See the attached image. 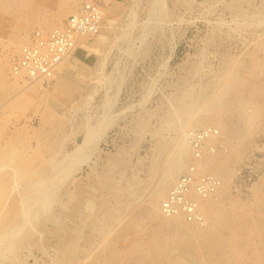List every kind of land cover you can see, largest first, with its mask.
<instances>
[{
  "label": "bare ground",
  "instance_id": "1",
  "mask_svg": "<svg viewBox=\"0 0 264 264\" xmlns=\"http://www.w3.org/2000/svg\"><path fill=\"white\" fill-rule=\"evenodd\" d=\"M82 1L0 0V41L5 43V52H0V103L4 109L0 117V264H29L28 258L36 249L50 257L49 264H264V175L252 186L251 200L231 190L237 168L252 150L262 148L253 142L264 136V31L251 36L254 49L242 50L245 56L224 57L227 61H221L226 66L222 74L209 83H200L196 90L187 89L186 97L183 93L187 102L172 94L175 105L163 118L164 125L173 128L175 134L167 144L161 131L155 133V157L149 167L151 184L140 183V192L136 188L139 184L124 183L129 180L125 179L128 165L123 152L110 156L101 171L90 166L91 178L82 183L76 172L92 159L109 123L86 126L83 141L66 153L65 145L59 146L60 140L53 136L59 133L63 118L44 84L66 74L74 50L76 53L88 39L100 36L108 14L105 0L103 4L100 0ZM90 2L98 5L102 15L98 31L92 33L84 26L85 31H73L72 45L65 55L59 61L50 57L47 71L35 70L30 75L31 64L23 65L24 48L36 45L33 49L45 54L36 40L42 38L46 47L52 30L66 29L70 16L62 22L69 14L85 15L84 4ZM150 2V9L162 5V0ZM260 15L261 11L251 14L250 21ZM34 29L37 32L31 35ZM15 54L22 55L14 61ZM16 110L22 116L38 114L41 127L33 132L11 129L9 119ZM202 125L207 126L190 133ZM31 137L38 142L36 147ZM62 148L66 154L61 164L56 158L63 153ZM189 163L193 169L180 176ZM187 175L191 179L186 180L189 184L184 198L196 203L199 218L189 219L182 208L168 214L162 207L171 190ZM204 176H209L212 189L199 192L196 186ZM53 201L61 206L62 221L50 213ZM55 219V228L45 227L47 221ZM45 238L54 241L47 246Z\"/></svg>",
  "mask_w": 264,
  "mask_h": 264
},
{
  "label": "rangeland",
  "instance_id": "2",
  "mask_svg": "<svg viewBox=\"0 0 264 264\" xmlns=\"http://www.w3.org/2000/svg\"><path fill=\"white\" fill-rule=\"evenodd\" d=\"M150 1L152 0H144L145 3L143 0H139L140 3L138 0H108V4L104 2L108 13L105 19L107 24H103L102 29L99 31L100 36L91 37L88 42L86 41L78 49L80 50L79 54L82 52L87 57L86 60L90 63V67L79 66L74 56L71 60L72 64L69 66L70 69L66 74H59L53 82H44L45 86L49 87V93L52 92L50 96L54 104L57 103V112L63 118L59 133L53 135L57 141L60 140L57 143L59 146L65 145V150L62 148V152L63 150L65 152L67 150L66 153L74 151L76 145L84 139L86 126L95 125L99 122L109 123V128L106 129L105 136L97 144L92 159L83 164L79 169L80 171L76 172V178L80 179L82 183L88 182V178H91L92 174L89 175L92 171L91 167L95 169L96 166L97 170L101 171L107 165L110 156L123 152L126 155L125 159L128 165L125 179L129 180H123L124 183L126 185L127 182L129 185L132 183L131 185H135V187L139 184L140 188H136L140 192L142 191L140 183L151 184L149 167L155 157L154 149L157 140L155 133L161 131L167 144L174 138L175 134L173 128L164 125L165 114L168 113L166 111H170L173 104L175 105V102L171 100L172 94L173 97H186L188 90L189 92L196 90L200 83L202 85L211 82V79L225 71L226 66L223 63H226L227 58L224 57H243L245 52H242L244 50L254 49L252 45L253 37L251 36L261 33L262 30L264 31V20L262 19L264 0H245L246 2H243V0H235L236 2L234 0H162V5L154 6V9L153 7L150 9ZM232 1V5L236 3L234 7L231 5ZM241 1L247 5L239 3ZM82 2L84 3V0ZM100 3L103 4L102 0H100ZM135 4H138V6ZM228 6L231 8L228 9ZM244 8H247L249 12ZM251 11L254 12L251 13ZM260 11L261 15L250 21V15ZM130 12L135 15L132 16ZM244 14H247V17ZM69 16L71 14L65 17L62 23H65ZM218 19L223 26L219 25L220 23L218 24ZM248 20L252 24L258 20L257 23L259 24L255 25L254 23V27L249 24ZM109 21H111V25ZM260 22L262 29L260 28ZM129 24H133V26ZM246 26L252 29L249 30ZM256 27H259L260 30L257 28L254 31ZM235 28H239L237 32H235ZM35 29L32 30L31 35L32 33L36 34ZM218 33L220 34L218 35ZM121 35L123 37L120 38ZM32 39L34 43V38ZM96 40L98 42H95ZM249 41L250 44L246 43ZM4 47L5 43L0 41V52H5ZM72 54L75 55V50ZM21 55L15 54L12 60L15 61ZM192 63H194V66H191ZM221 64L224 67H221ZM189 66L191 67L189 68ZM187 68L191 69L190 72ZM216 71L219 72L218 75H215ZM192 72L195 73V75L193 73L194 76L191 75ZM57 84H59L58 88ZM183 89L185 90L183 91ZM73 93H76L73 98L68 96ZM185 99L186 102L189 100L188 98ZM2 106L1 102V118L4 114ZM140 119L141 122H139ZM9 122L11 129L27 132H33L34 128L39 129L41 127L38 114L30 113L28 116H22L18 110L11 114ZM204 126L207 125L199 126L190 133H194L195 130H200ZM62 139L64 143L61 142ZM192 141L195 142V140ZM190 143H192L191 139ZM253 143L260 145L262 148L260 150L254 149L253 152L249 153V157H246L248 159H245V162L237 168L238 172L233 177L231 185L232 192L234 194H236L235 192L240 193L244 200L253 199L252 186L264 175V136L255 138ZM31 144L36 147L38 142L31 137ZM66 153L60 152L57 155L56 159L59 160V163L62 164L61 161ZM198 154L200 153L198 152ZM190 165V163L187 164V169L181 172L180 176L193 169V165ZM58 204L59 202L53 201L49 210L50 213L52 212V216L56 215V219L62 221V214L60 215L62 210ZM57 216L62 219L60 220ZM56 219L47 221L45 227L48 229L55 228L58 223L54 222ZM45 241L48 246L54 240L52 241L49 238L46 240L45 238ZM49 258L36 249L33 255L28 258V263L49 264Z\"/></svg>",
  "mask_w": 264,
  "mask_h": 264
},
{
  "label": "built area",
  "instance_id": "3",
  "mask_svg": "<svg viewBox=\"0 0 264 264\" xmlns=\"http://www.w3.org/2000/svg\"><path fill=\"white\" fill-rule=\"evenodd\" d=\"M98 6V5H97ZM97 6L94 3L90 2L84 4L85 15L83 16H70L66 29H55L52 30V34L47 38V46L45 47L44 40H36V43L40 42L38 45L42 50H46L45 54H40L39 49H33L36 45H30L24 48L23 54V65L31 64L30 75L35 74L39 70L47 71L50 65L48 64L49 58L53 57V61H59L64 55L65 50L72 45L71 34L73 31H76L78 28H82L92 33L97 32L99 25L102 22L101 13L99 12ZM83 29V28H82ZM83 29V30H84ZM85 31V30H84ZM35 44V42H34ZM65 47V48H64ZM64 48V50H63ZM52 62V61H51ZM18 66V65H17ZM19 68V66H18ZM37 70V71H35ZM38 75V74H36ZM35 76V75H34ZM207 177V178H206ZM187 179H191L190 175L183 176L180 182L176 187L171 190L168 198L163 203V210L169 213H175L177 209L182 208L188 212V218H199L195 213L196 203L188 201L184 198V192L188 190V184L186 183ZM201 182L198 183L196 189L199 192H205L206 189H212L209 183V176L202 177Z\"/></svg>",
  "mask_w": 264,
  "mask_h": 264
},
{
  "label": "crops",
  "instance_id": "4",
  "mask_svg": "<svg viewBox=\"0 0 264 264\" xmlns=\"http://www.w3.org/2000/svg\"><path fill=\"white\" fill-rule=\"evenodd\" d=\"M80 49V48H79ZM80 50H77L76 53H75V61L76 63L79 65V66H86V67H90V63L88 62L87 57L83 55L82 52H80V54L78 53ZM89 63V64H88ZM77 93V91H75ZM76 93H73V94H70L68 95L69 97L71 96L73 98L74 94ZM68 94V93H67ZM66 94V95H67Z\"/></svg>",
  "mask_w": 264,
  "mask_h": 264
}]
</instances>
